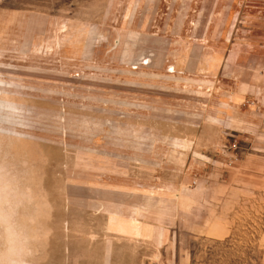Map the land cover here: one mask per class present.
Listing matches in <instances>:
<instances>
[{
  "label": "rangeland",
  "instance_id": "rangeland-1",
  "mask_svg": "<svg viewBox=\"0 0 264 264\" xmlns=\"http://www.w3.org/2000/svg\"><path fill=\"white\" fill-rule=\"evenodd\" d=\"M238 1L0 0V264H264V12L215 45Z\"/></svg>",
  "mask_w": 264,
  "mask_h": 264
},
{
  "label": "crops",
  "instance_id": "crops-1",
  "mask_svg": "<svg viewBox=\"0 0 264 264\" xmlns=\"http://www.w3.org/2000/svg\"><path fill=\"white\" fill-rule=\"evenodd\" d=\"M249 1H250L249 3H243V1L240 0V1H238L237 4L231 2L230 4H225L224 5L223 8H227L228 7V11L233 10L235 12V14L231 18H229V15H226L224 21H222L220 23V25L217 26V28H221L222 30L220 31V35H219L220 36V41L216 42L215 45L219 44V43L223 44L224 46L227 45L228 38L231 37V31L230 30L229 31L228 30L223 31V29L233 28V26H234L233 22L238 18L237 17V13L238 12H259V13L260 12L261 13L264 12V0H249ZM220 6H222V4H220ZM213 24L209 28L208 34H207V41H208L207 43H210L211 45L214 44L213 43V37H212L213 36L212 35V30H211L213 28ZM206 47L207 46L205 44H204V47L202 46V51L201 52L203 53V55L200 56L199 59H211V58H214L212 56H207L206 55V53H208V51L206 50ZM228 52H229V50H228ZM226 53H225V56H224L225 59L228 58V53L227 54ZM237 56L238 55H236V58H237ZM139 116H140V118H142L143 114L142 115L139 114ZM144 117L146 118V115H144ZM155 118H157V116ZM157 134L158 133H154L155 138H157ZM126 135L128 136L129 139L138 138L139 140H145L147 138H151L153 133H150V132L147 133L146 131H139L138 134H136V133L130 131V132L126 133ZM168 136L170 138H172L173 134L172 133H168ZM139 145H140L139 148H129L127 153L124 154V156H128L129 157L128 160H127L129 168H130V166L136 167V162H137L139 173H146L145 171L147 170L148 165H151V164L154 163V165L156 167L157 166H161L160 165L161 164V160L159 158L157 160V156H160L158 154L159 153V149H155V148L147 149L146 147L142 148L141 147V143ZM153 153H154V157H155V159H154L155 162H153V160L151 159L152 156H153ZM135 157H138V159H136ZM106 162H107L106 166L109 168V166L112 165V163H111L112 161L106 160ZM97 164L100 165V166H103L104 165V161L101 160V159H98L97 160ZM133 170H135V169H133ZM138 184L141 185V186H145L146 183L145 182L144 183L139 182ZM156 185L157 184L154 183L155 187H156ZM95 186L98 189L101 190L102 194L98 195L96 197V199H93L94 200L93 202H96L97 204H106V205L114 203V196H113L114 191H110L109 184L103 185L102 183H96ZM104 187L106 188V190L104 189ZM128 187L131 188V187H135V186L134 185H128ZM131 195L132 196H137L138 197V201H141L144 198H146V195H143L140 190H137L136 192L133 191L131 193ZM98 214L99 213L97 212V215ZM102 219H103V221H105V224L108 225V223H107V221L109 220L108 213L106 215H102Z\"/></svg>",
  "mask_w": 264,
  "mask_h": 264
}]
</instances>
